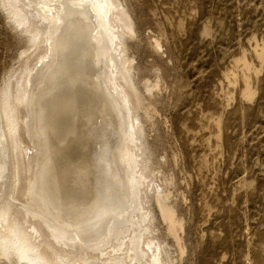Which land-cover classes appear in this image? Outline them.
Instances as JSON below:
<instances>
[{"label": "bare ground", "instance_id": "obj_1", "mask_svg": "<svg viewBox=\"0 0 264 264\" xmlns=\"http://www.w3.org/2000/svg\"><path fill=\"white\" fill-rule=\"evenodd\" d=\"M125 2L2 1L0 264H18L6 246L44 264H180L155 212L183 229L156 150L146 170L145 100L161 77L131 75L127 38L140 42Z\"/></svg>", "mask_w": 264, "mask_h": 264}, {"label": "rangeland", "instance_id": "obj_2", "mask_svg": "<svg viewBox=\"0 0 264 264\" xmlns=\"http://www.w3.org/2000/svg\"><path fill=\"white\" fill-rule=\"evenodd\" d=\"M130 5L142 69L134 65L161 77L146 95L145 130L155 136L154 122L162 137L154 161L183 227L168 233L155 209L160 231L182 242L180 259L170 247L180 264H264V0ZM3 33L0 26V69L11 55Z\"/></svg>", "mask_w": 264, "mask_h": 264}, {"label": "water", "instance_id": "obj_3", "mask_svg": "<svg viewBox=\"0 0 264 264\" xmlns=\"http://www.w3.org/2000/svg\"><path fill=\"white\" fill-rule=\"evenodd\" d=\"M2 1L3 0H0V8H3V6H2ZM130 1H132V0H126V5L128 6V7H130L131 5H130ZM130 13H131V16L134 18V20H135V17H134V13H133V11L131 10V7H130ZM141 36V35H140ZM130 40H132V38H127V42H128V44L130 45V47H127V48H125V53L126 54H128V52H130L131 50H134L135 52H136V50H135V45H134V43L133 42H131ZM132 44V45H131ZM136 54H137V56H136V63H137V65H139L140 67H141V69H142V63H141V55L138 53V52H136ZM137 65L135 66L136 67V69H134V72L132 71V73H131V75H132V77H133V79H134V81H137L138 80V71H137ZM142 71L143 70H140V72L142 73ZM11 75V74H10ZM7 79H9V75L7 76ZM4 86V83H3V85L0 87V102L2 101V98H4V95H3V93L5 92V91H2V87ZM155 92V91H154ZM156 95H157V93H155ZM159 103L160 102H158V105H157V108L159 109L160 107H159ZM2 108V107H1ZM156 108V109H157ZM7 120H8V123H7V121H6V117H4V126H5V128L7 129V134H8V132H10V131H12V125H11V120H10V118L8 117L7 118ZM8 124H10V125H8ZM151 126H149V128H150ZM155 127H157V126H155ZM151 128H153V127H151ZM147 130H148V128H147ZM150 132V131H149ZM149 132H148V134L146 133V136H145V138H146V142H147V144H148V147H147V149H148V151H149V155L151 156V159H150V161L147 163V166H146V170L149 172V170L150 169H152V168H154V166H153V163H152V152L154 151V150H156V143H155V141H154V138L149 134ZM168 161V160H167ZM169 162V161H168ZM164 163V162H163ZM168 168H169V165H168ZM169 170V169H168ZM150 210H151V207H150ZM151 220H154V222H156V219H154L153 218V215H152V217H151ZM160 220V219H159ZM163 228V227H162ZM163 230H164V228H163ZM152 232V231H151ZM150 232V233H151ZM168 236V239H169V242L171 243V245H172V247H174L175 248V250H176V252H177V257H178V259H180V257L182 256V254H183V252H182V250H180V248L178 247V243L171 237V235L170 234H167ZM159 242L161 243V246H162V248H164V243H165V241H164V239L162 238V239H160L159 240ZM161 248V252H162V249ZM3 252L5 253V254H8L12 259H14L15 260V262H17L18 264H44V263H42V262H40L39 260H37L35 257H33V255L32 254H27V255H19L20 254V251H17L18 249L14 246V247H4L3 249ZM5 250V251H4ZM161 252H160V255H159V257L161 256ZM99 260H97V259H91V260H89L88 261V263L87 264H94V263H102V262H98ZM65 262L66 263H68V264H71L70 262H68V261H66L65 260Z\"/></svg>", "mask_w": 264, "mask_h": 264}]
</instances>
